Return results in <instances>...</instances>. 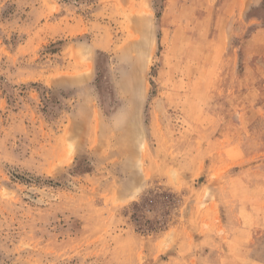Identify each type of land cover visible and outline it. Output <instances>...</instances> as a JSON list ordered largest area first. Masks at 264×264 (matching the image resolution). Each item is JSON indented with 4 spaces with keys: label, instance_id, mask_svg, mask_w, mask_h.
Returning a JSON list of instances; mask_svg holds the SVG:
<instances>
[{
    "label": "rangeland",
    "instance_id": "1",
    "mask_svg": "<svg viewBox=\"0 0 264 264\" xmlns=\"http://www.w3.org/2000/svg\"><path fill=\"white\" fill-rule=\"evenodd\" d=\"M0 264H264V0H0Z\"/></svg>",
    "mask_w": 264,
    "mask_h": 264
}]
</instances>
